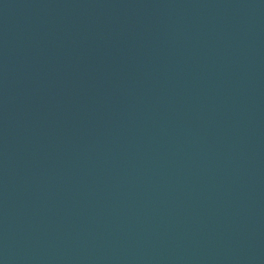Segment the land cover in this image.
I'll list each match as a JSON object with an SVG mask.
<instances>
[{"label": "water", "instance_id": "1", "mask_svg": "<svg viewBox=\"0 0 264 264\" xmlns=\"http://www.w3.org/2000/svg\"><path fill=\"white\" fill-rule=\"evenodd\" d=\"M0 264H264V0H0Z\"/></svg>", "mask_w": 264, "mask_h": 264}]
</instances>
